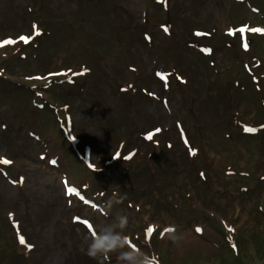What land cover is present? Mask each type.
Masks as SVG:
<instances>
[{
    "label": "rangeland",
    "instance_id": "rangeland-1",
    "mask_svg": "<svg viewBox=\"0 0 264 264\" xmlns=\"http://www.w3.org/2000/svg\"><path fill=\"white\" fill-rule=\"evenodd\" d=\"M163 2L0 0V264H264V0Z\"/></svg>",
    "mask_w": 264,
    "mask_h": 264
},
{
    "label": "snow or ice",
    "instance_id": "snow-or-ice-1",
    "mask_svg": "<svg viewBox=\"0 0 264 264\" xmlns=\"http://www.w3.org/2000/svg\"><path fill=\"white\" fill-rule=\"evenodd\" d=\"M256 31H264V29H256ZM19 39L21 41H24V42L27 43L28 40H29V37H27V36H20ZM2 43L3 44H11V43H15V41L14 40H11V39H6ZM248 131H254V129L249 128ZM149 139H151V135L149 136ZM0 162H2L4 164H10L11 163V161H9L7 159H4V160H2ZM84 223L87 224V221H84ZM88 227L91 228V225H88ZM153 231H154V228H149L148 229L147 235H148V238L149 239H151V236H152ZM165 231H172V230L171 229H165ZM196 231L197 232H200L202 230L200 228H197ZM21 243H23V237H21Z\"/></svg>",
    "mask_w": 264,
    "mask_h": 264
},
{
    "label": "clouds",
    "instance_id": "clouds-1",
    "mask_svg": "<svg viewBox=\"0 0 264 264\" xmlns=\"http://www.w3.org/2000/svg\"><path fill=\"white\" fill-rule=\"evenodd\" d=\"M118 238H113L109 243L104 244L102 241H98L92 249L89 250L88 255L93 256L95 255V249L97 248H101V247H107V248H111L116 242H117ZM129 259H131V257H129ZM151 261V257L146 258L142 264H150Z\"/></svg>",
    "mask_w": 264,
    "mask_h": 264
},
{
    "label": "bare ground",
    "instance_id": "bare-ground-1",
    "mask_svg": "<svg viewBox=\"0 0 264 264\" xmlns=\"http://www.w3.org/2000/svg\"><path fill=\"white\" fill-rule=\"evenodd\" d=\"M15 164V162L13 163V165ZM27 187H25V189H26ZM22 198L24 199V200H28V197H29V194L27 193V191H25L22 195ZM35 217V216H34ZM36 218V217H35ZM36 221H38V222H42L41 221V219L38 217V219H36ZM196 244L197 245H201L202 244V242H201V240H200V238H198L197 237V239H195L194 238V240H192V241H190V242H188V246H196ZM204 244V243H203Z\"/></svg>",
    "mask_w": 264,
    "mask_h": 264
},
{
    "label": "trees",
    "instance_id": "trees-1",
    "mask_svg": "<svg viewBox=\"0 0 264 264\" xmlns=\"http://www.w3.org/2000/svg\"><path fill=\"white\" fill-rule=\"evenodd\" d=\"M159 264H165V262H163V263L161 262V263H159Z\"/></svg>",
    "mask_w": 264,
    "mask_h": 264
}]
</instances>
